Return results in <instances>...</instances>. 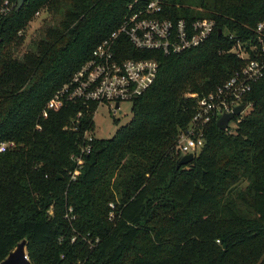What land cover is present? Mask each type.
Wrapping results in <instances>:
<instances>
[{"label":"trees","instance_id":"1","mask_svg":"<svg viewBox=\"0 0 264 264\" xmlns=\"http://www.w3.org/2000/svg\"><path fill=\"white\" fill-rule=\"evenodd\" d=\"M133 1L26 0L1 21L0 142L15 147L0 153V261L25 238L32 264H264V71L234 131L213 119L194 158L177 163L197 97L243 65L228 34L249 39L264 0H163L159 18L214 21L205 41L179 53L138 50L120 36V58L152 57L158 71L130 121L89 141L88 154L80 149L97 102L42 116ZM36 12L46 17L27 39ZM143 238L146 253L131 257Z\"/></svg>","mask_w":264,"mask_h":264},{"label":"built area","instance_id":"2","mask_svg":"<svg viewBox=\"0 0 264 264\" xmlns=\"http://www.w3.org/2000/svg\"><path fill=\"white\" fill-rule=\"evenodd\" d=\"M162 1L149 0L144 8L138 9L134 7L136 0L130 3L128 16L116 30L95 46L91 57L46 102L42 116L46 118L49 111L59 110L65 102L77 100L109 104L115 112L120 102L132 103L153 83L158 71L157 60L152 57L120 58L121 52L116 49L120 36H124L138 50L171 54L199 45L213 32L214 21L210 18L172 20L157 17L162 9ZM17 2L18 0H0V23L16 9ZM151 13L154 17L148 16ZM228 38L233 39L230 51L243 61V65L234 70L216 90L197 97L194 113L177 140V151L180 155H195L204 144L205 126L244 103V97L251 90L252 84L263 74L264 17L256 23L249 39L242 40L231 33ZM79 116L80 112L77 114ZM93 138L94 133L84 131L85 144L80 149L81 153L90 152L91 146L88 142ZM14 147L13 141H2L0 153ZM76 163L78 167L82 165L81 156L76 158Z\"/></svg>","mask_w":264,"mask_h":264},{"label":"rangeland","instance_id":"3","mask_svg":"<svg viewBox=\"0 0 264 264\" xmlns=\"http://www.w3.org/2000/svg\"><path fill=\"white\" fill-rule=\"evenodd\" d=\"M185 1L187 3H192V4L194 3L195 4V3H197L198 0H185ZM208 1H212V0H208ZM196 9L198 11L204 10V9H201L198 7H196ZM128 14H129V11H127V13L123 17V19L126 16H128ZM148 16L154 17V15H152V13L148 14ZM44 17H46V13L40 12L35 17V19H33L29 23V25L25 31L27 39L30 37V35H32L34 33L35 29H37L40 26L41 21ZM130 109H131V103L130 102H120L119 108L115 112L110 108L109 104H105V103L98 104L97 109L95 110L94 115H93V122H94V132L93 133H94L95 137L96 138L112 137L119 126L124 125L130 121V119H131V110ZM247 110H248V107L241 113V115L239 117L244 115V113H246ZM236 125H237L236 120L231 119L228 122V129L231 131H234ZM246 184H247V181L242 180L241 182H239V187L244 188L246 186ZM133 247L134 248H132L130 253H129V255L131 257L143 255L144 253H146L147 242L144 238L137 240L134 243Z\"/></svg>","mask_w":264,"mask_h":264},{"label":"water","instance_id":"4","mask_svg":"<svg viewBox=\"0 0 264 264\" xmlns=\"http://www.w3.org/2000/svg\"><path fill=\"white\" fill-rule=\"evenodd\" d=\"M25 1L26 0H18L16 9L20 8ZM221 32L222 30L219 28L218 33ZM115 107H118V102H116ZM247 107V102H244L235 106L232 111L223 113L216 121L217 127L221 130H226L228 127V122L240 115ZM193 158V153L180 155L177 163L178 165L186 164ZM0 264H32L27 256L26 239L24 238L19 241L16 246L0 261Z\"/></svg>","mask_w":264,"mask_h":264}]
</instances>
